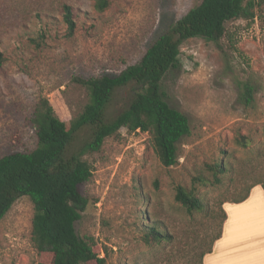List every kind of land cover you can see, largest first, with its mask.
Returning a JSON list of instances; mask_svg holds the SVG:
<instances>
[{
  "label": "rangeland",
  "instance_id": "1",
  "mask_svg": "<svg viewBox=\"0 0 264 264\" xmlns=\"http://www.w3.org/2000/svg\"><path fill=\"white\" fill-rule=\"evenodd\" d=\"M199 1L108 0L98 10L96 0H0V156L35 146L30 117L40 100L62 119L75 116L87 100L75 78L113 76L137 63ZM63 3L72 6L76 21L71 36L59 13ZM38 17L46 30L40 45L30 41L40 28ZM179 61L161 81L166 101L190 127L177 142V163L164 167L150 134L124 127L83 156L91 176L78 190L88 203L74 227L93 238L105 264H199V253L222 226L220 202L225 200L223 208L248 185L264 181V5L252 20L227 21L217 44L183 40ZM244 81L253 85L247 106L238 100ZM138 89L135 82L116 88L107 117L125 109ZM89 131L76 132L71 148ZM219 160L225 170L214 184L208 166ZM177 184L194 191L201 210L187 212L175 201ZM32 215V201L23 195L0 219V264L41 259L31 241ZM246 226L237 220L234 227L242 232ZM151 227L162 234L159 241L146 240Z\"/></svg>",
  "mask_w": 264,
  "mask_h": 264
},
{
  "label": "trees",
  "instance_id": "2",
  "mask_svg": "<svg viewBox=\"0 0 264 264\" xmlns=\"http://www.w3.org/2000/svg\"><path fill=\"white\" fill-rule=\"evenodd\" d=\"M107 4L108 0H96L94 5L102 10ZM262 5L264 0H200L171 24L167 32L158 35L137 63L113 76L102 74L75 78L86 89L87 100L81 110L68 120L58 117L47 99L40 100L30 117L36 136L35 146L29 151L0 156V219L19 196L30 198L33 204L31 241L41 255L36 264H105L104 257L95 251L93 238L78 235L74 227L88 203L78 190V185L91 176V166L83 156L99 151L106 138L117 135L124 127L129 132L149 133L159 162L164 167L177 163V142L190 133V127L187 117L166 101L161 81L168 71L179 66L180 44L190 37L217 44L225 33L227 21L252 20L255 9ZM59 13L65 35H73L76 21L72 6L61 4ZM38 19L40 28L30 41L40 45L44 42L46 30L41 18ZM2 60L0 51V63ZM129 82H135L139 89L125 109L108 118L106 108L115 89ZM239 88V102L249 105L253 101V85L244 81ZM84 127L90 130L88 139L77 149H72L74 135ZM208 169L212 172V183H219L225 170L224 163L216 161ZM256 184L264 190V181L257 180L232 203L245 200ZM174 199L187 212L203 207L194 191L181 184L174 187ZM223 202L225 200L220 202L221 225L226 219L221 208ZM221 231L222 226L199 253V264L211 251ZM146 235V240L159 241L162 234L151 227Z\"/></svg>",
  "mask_w": 264,
  "mask_h": 264
},
{
  "label": "crops",
  "instance_id": "3",
  "mask_svg": "<svg viewBox=\"0 0 264 264\" xmlns=\"http://www.w3.org/2000/svg\"><path fill=\"white\" fill-rule=\"evenodd\" d=\"M226 219L221 236L202 264H264V190L254 185L248 197L238 203H224ZM237 220L247 224L242 232L234 227Z\"/></svg>",
  "mask_w": 264,
  "mask_h": 264
}]
</instances>
